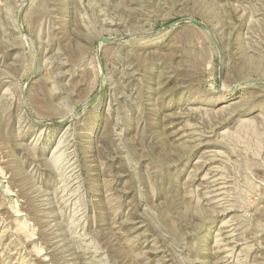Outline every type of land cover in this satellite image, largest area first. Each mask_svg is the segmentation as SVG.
<instances>
[{
	"label": "rangeland",
	"instance_id": "1",
	"mask_svg": "<svg viewBox=\"0 0 264 264\" xmlns=\"http://www.w3.org/2000/svg\"><path fill=\"white\" fill-rule=\"evenodd\" d=\"M0 264H264V0H0Z\"/></svg>",
	"mask_w": 264,
	"mask_h": 264
},
{
	"label": "water",
	"instance_id": "2",
	"mask_svg": "<svg viewBox=\"0 0 264 264\" xmlns=\"http://www.w3.org/2000/svg\"><path fill=\"white\" fill-rule=\"evenodd\" d=\"M192 21L195 22L196 24L200 25V26L205 27V24L198 19H192Z\"/></svg>",
	"mask_w": 264,
	"mask_h": 264
}]
</instances>
